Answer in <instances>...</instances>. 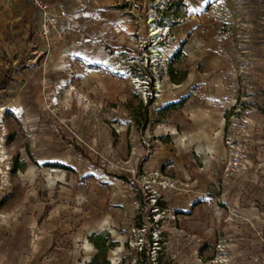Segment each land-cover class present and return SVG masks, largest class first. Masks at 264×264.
<instances>
[{
  "label": "rangeland",
  "instance_id": "374dc122",
  "mask_svg": "<svg viewBox=\"0 0 264 264\" xmlns=\"http://www.w3.org/2000/svg\"><path fill=\"white\" fill-rule=\"evenodd\" d=\"M45 1L0 4V264H264V0Z\"/></svg>",
  "mask_w": 264,
  "mask_h": 264
},
{
  "label": "trees",
  "instance_id": "16d2710c",
  "mask_svg": "<svg viewBox=\"0 0 264 264\" xmlns=\"http://www.w3.org/2000/svg\"><path fill=\"white\" fill-rule=\"evenodd\" d=\"M182 54H183V47L180 48L174 54L172 64L170 65V73H171L172 81L177 83V84L183 83L188 76V71H186V70L183 71V75L178 76L176 71H175L174 65H173L174 61H176L177 58H179V56H181ZM151 103H153V100H149V104H151ZM149 104L147 103L145 105L143 103V101L140 100L138 103V107L136 108L137 110H135V108H133V107H129L132 117L136 120V122L138 123L139 126L142 123L146 125L147 123L150 122ZM182 104H184V101H182L180 103L170 104V105L166 106L165 108H163L162 111L169 109L171 107H176L178 105H182ZM136 111H139L141 115H138L136 113ZM17 168H20V167L16 165L14 167V170H16ZM90 239L92 240L93 244L95 245V247L97 248V251H98L90 264H110V260L108 259V251L111 247H113L115 245V242H112L110 236L108 234H105V233L94 232L90 236Z\"/></svg>",
  "mask_w": 264,
  "mask_h": 264
},
{
  "label": "built area",
  "instance_id": "2783aa9c",
  "mask_svg": "<svg viewBox=\"0 0 264 264\" xmlns=\"http://www.w3.org/2000/svg\"><path fill=\"white\" fill-rule=\"evenodd\" d=\"M13 0H0V4L11 3ZM41 18V31L43 35L51 34V29L55 27V18L52 17L53 10L45 0H30Z\"/></svg>",
  "mask_w": 264,
  "mask_h": 264
},
{
  "label": "bare ground",
  "instance_id": "6f19581e",
  "mask_svg": "<svg viewBox=\"0 0 264 264\" xmlns=\"http://www.w3.org/2000/svg\"><path fill=\"white\" fill-rule=\"evenodd\" d=\"M153 19L150 20V26H149V34L151 36H155V40H156V43H159V41L162 40V38L160 37L158 39L159 36L161 35H165V34H168L169 32V27L167 26H157L155 24H153ZM200 151H202V149H200Z\"/></svg>",
  "mask_w": 264,
  "mask_h": 264
}]
</instances>
